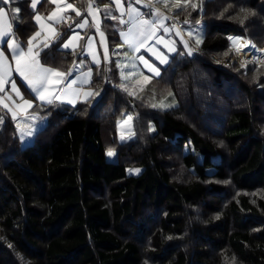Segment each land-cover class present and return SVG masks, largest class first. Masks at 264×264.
I'll return each instance as SVG.
<instances>
[{
	"label": "trees",
	"instance_id": "16d2710c",
	"mask_svg": "<svg viewBox=\"0 0 264 264\" xmlns=\"http://www.w3.org/2000/svg\"><path fill=\"white\" fill-rule=\"evenodd\" d=\"M17 2L14 36L25 46L37 28L29 0ZM191 2L195 10L172 13L203 23L197 50L178 49L139 92L119 86L113 57L84 65L96 100L29 94L33 107L17 120L0 105V264H264V63L210 58L234 56L233 35L264 46V0ZM103 20L116 46L113 20ZM66 33L40 61L76 73L84 66L78 50L60 48ZM169 95L176 104L157 107ZM128 109L134 137L118 141ZM21 129L35 131L21 140Z\"/></svg>",
	"mask_w": 264,
	"mask_h": 264
},
{
	"label": "crops",
	"instance_id": "0c3cea01",
	"mask_svg": "<svg viewBox=\"0 0 264 264\" xmlns=\"http://www.w3.org/2000/svg\"><path fill=\"white\" fill-rule=\"evenodd\" d=\"M17 1L19 0H10L8 4H4L2 0H0V7L4 8L5 11L8 12L10 20L12 19V16H13V10L17 7L20 9V6ZM30 3H31V0H29V7H30ZM122 3H123V11H125V13L127 12V8L129 4H131L132 7L139 9V11L144 14L143 16L144 19H147V20L159 19V17L152 15L153 9L145 6V4L148 3V0H141L140 4H136L134 0H122ZM58 4H59V8L62 9V11H58V14L54 18V20H48L47 17L50 13H52L54 10L57 9V4L49 3L48 0H41V2L37 4V7L35 10H33L30 7L33 10V22L37 28V31L41 32V35L37 37L36 40L33 41V45H34L33 51L40 52L43 48H45L44 47L45 43L49 45L50 43L54 42L61 35L63 30L67 29V33L60 44V48L62 50L64 51L78 50L79 57L81 58V60L79 61V64L82 66H84L86 63L91 64L93 66L106 65L111 61L113 57H115L118 68H119L120 81H121L119 83V86L123 89L128 90L129 92L133 94L139 92L143 87L142 86L139 90H137L136 81L138 79L140 80L147 76V77H150L149 78L150 80L152 77L157 76L149 70L148 66L145 63H143L139 59V57H143L144 60L148 62V64L152 65L153 67L158 68L159 71L161 72V68L169 62L172 55L175 54L178 49H183L181 46V40H182L181 34L182 33L175 27L171 26L170 23L168 22V19H165L163 23L165 27H168L169 29H171L169 32L165 33L163 28L158 27L156 30L155 36L148 39L147 42L142 47H140L139 51H134L132 47H130L127 43H125V41L121 38V35H120L122 31L127 32L128 27L130 25L128 23L121 24L119 22V19L111 18L115 16L118 18H122L125 21H128L129 17L127 14L121 17L120 10L116 8V5L112 3V0H111V5L108 7L107 12L105 11V6L103 7L99 6L96 0H94L93 7L99 8V11L94 13L95 19L93 18V15H89L87 12L88 0H84L83 7L79 5V2H77V0H58ZM65 4H71L73 8L80 11L82 15L77 16L75 11L72 10V8H65L64 7ZM155 7L158 8L160 12L163 13L165 16H166L165 12H172L171 10L163 7L159 3H157ZM109 12H110V15H109ZM37 13H39L41 17L43 18L42 23L46 25V27L43 30L41 29L40 25L34 20V16ZM16 16H17V19L12 20V23L14 25L19 20V13L16 14ZM105 16L106 18H110L113 20V26L118 31L120 43L113 47H110L109 45L107 33L103 26L105 23L103 20ZM60 17H63V19L61 20ZM85 19H87L88 21L87 25L84 28L77 27V24L83 23ZM196 25L203 27L202 22H199ZM48 26H50L52 29L55 30L56 35H54L53 32L49 31ZM97 27L99 30H97ZM177 31L180 32V35H177ZM101 32H103L104 34L103 36L100 35ZM182 32L185 34L184 30ZM192 32H196V31H192ZM74 36H76L77 38L72 40V44L70 45L69 48L65 49L63 47L64 43L68 42L69 39ZM160 37H163V41L158 44L156 43V40ZM14 38L16 39L15 36ZM185 40L189 41L191 40V38L185 39ZM17 42L20 43L18 40ZM166 42H171V46L174 47L176 51H170L169 47L165 46ZM20 45L25 49V51L27 50V45L23 46L21 43ZM198 45L196 47H198ZM0 49H2L5 52V55L8 57V62L12 68L11 76L7 78L9 82L4 85V92H0V96L5 97L4 102L7 103L9 107H12L14 110H16L13 104V101H15L17 104L22 103V101L16 95V93L12 91L11 81L14 80L16 82L17 88H19L20 93L24 97V99L30 100L32 101V104H34L35 94L32 93L29 88L26 87V83L15 72L16 64H15V61L12 59L11 50L7 48L6 43H0ZM106 49H107V57H108L107 60H105L104 58ZM149 49H152V50L149 51ZM154 52H158L166 56L167 63L162 64L160 60L157 59L156 55L153 54ZM181 52L185 53L184 51H181ZM94 55L96 57L95 60L93 59ZM46 67H49V66H46ZM89 70H91L90 83H82L84 77L81 74L86 73ZM121 73H123V76L121 75ZM92 76H93V69L91 67H85V66L78 72L73 73L71 76H68L65 83H67V81L76 79L77 77L80 78V81L72 85V89H81L80 95L75 96V95L70 94L67 97H63L61 100H54V101L73 106L79 101H84L83 92L91 91L93 93H98L90 85L92 81ZM64 86H65L64 84H61L58 87L63 88ZM139 86L140 85H138V87ZM29 94H31L34 99H32V97L29 96ZM8 96H11L12 99L8 100L7 99ZM98 97H99V93L98 95L89 97L88 100H96ZM73 99L75 100V103H70L69 101ZM36 101L41 102L39 100H36ZM1 106L3 107V105ZM4 109L9 115L12 116V114L6 108Z\"/></svg>",
	"mask_w": 264,
	"mask_h": 264
},
{
	"label": "snow or ice",
	"instance_id": "6c2138e0",
	"mask_svg": "<svg viewBox=\"0 0 264 264\" xmlns=\"http://www.w3.org/2000/svg\"><path fill=\"white\" fill-rule=\"evenodd\" d=\"M4 4H8L10 0H2ZM41 0H31L30 7L35 10L37 7V4H39ZM49 3L57 4V9L54 10L52 13H50L47 17L48 20H54V18L57 16L58 11H62V9L59 8L58 0H48ZM136 4H140L141 0H134ZM112 3L116 5V8L120 10L121 17H123L125 14L128 15L129 20L125 21L122 18L118 17H111L112 19H119V22L121 24L128 23L130 26L128 27L127 32H121V38L127 43L134 51H139L140 47H142L148 39L152 38L156 34L157 28H163L164 32L167 33L171 29L164 26L163 21L165 19H168L167 16H165L163 13L160 12L158 8L155 7L157 3L163 4L165 8H168L170 6L176 7L178 9L181 8H187L189 5L192 9H196L198 7L197 4L192 3L191 0H148V3L145 4L146 7H149L153 9L152 15L159 17L157 20H147L144 19V14L139 11V9L132 7L131 4H129L127 8V12L123 11V3L122 0H112ZM94 0H88V6H87V12L89 15H93V18L95 19L94 13L99 11V8L93 7ZM65 8H72L73 11H75L77 16H81L82 13L78 11L77 9L73 8L71 4H65ZM108 5L105 6V11H108ZM243 11V10H242ZM20 12V9L17 7L13 10V16L12 19H9L8 12L5 11L4 8L0 7V43H6L7 48L11 50L12 53V59L15 61L16 67L15 72L20 76V78L26 83V87L31 90L32 93L35 94L34 98L36 100H39L46 104H52L54 100H61L63 97H67L68 95L72 94L75 96H79L81 93V89H72V85L76 84L78 81H80V78L77 77L76 79H73L71 81H65L67 80L68 76H71L74 69H69L67 72L60 71L57 68L54 67H46L44 66L39 57L40 52L39 51H33V41L36 40L37 37L41 35L40 31H37L32 37H30L27 41V50L20 45V43L17 42V40L14 38V24L12 23V20L17 19L16 14ZM110 15V12H109ZM62 20L63 17H60ZM34 20L40 25L41 29L43 30L46 25L42 23L43 18L39 13H37L34 16ZM55 22V21H54ZM188 21L185 20V23ZM88 21L85 19L83 23L77 24V27L84 28L87 25ZM175 27V25H173ZM49 31L53 32L54 35H56L55 30L52 29L50 26H48ZM97 30L98 27H97ZM101 36H103V32L100 33ZM177 35H180V32L177 31ZM192 33H189V36H191ZM7 38V39H6ZM77 37H71L68 42L64 43L63 47L65 49L69 48L72 44V40L76 39ZM231 41H233V44L235 45L237 41L242 40L241 37H229ZM163 41V37H160L156 40V43H161ZM197 45L201 43V40L197 39L196 41ZM185 47H187V42H184ZM49 45L47 43L44 44V47H48ZM166 47H169L170 51H176L174 47L171 46V42L165 43ZM254 47V45H253ZM152 49H149L151 51ZM192 49H188V55H192ZM237 51L239 52L240 49L237 47ZM154 55H156L157 59L160 60V62L167 63V57L164 56L161 53L154 52ZM105 60L108 59L107 57V49L105 50ZM93 59L95 60V55L93 56ZM139 59L145 63L149 70L153 72L155 75H160V71L158 68L153 67L152 65L148 64L146 60H144L143 57H139ZM261 63H264V61H258ZM98 63V61H97ZM134 67V65H133ZM12 68L8 62V57L5 55V52L0 49V92H4V85L9 82L7 79L11 76ZM84 79L82 83H90L91 78V70H89L86 73L81 74ZM123 76V73H121ZM127 78V77H125ZM145 79H149L148 77H145ZM64 84L65 86L63 88H59L58 86ZM11 88L12 91L16 93V95L20 98L22 103H16L13 101V104L15 106L14 110L12 107H9L7 103L4 102L5 97L0 96V105H3L4 108H6L11 114L12 119L17 120L18 116H24L28 109L33 107L32 101L25 100L24 97L21 95L19 88H17L16 82L14 80L11 81ZM59 93V94H58ZM94 95H98V93H93L91 91L83 92L84 96V102L88 101V98ZM8 100H11L12 97L8 96ZM70 103H75V100H70ZM162 107L164 105H161ZM155 107V105H153ZM18 110V111H17ZM25 118H27L25 116ZM35 117H33L34 119ZM3 122V118L0 117V123ZM17 128L20 129V124H17ZM35 129H30L29 131L25 132L21 129V135L20 139L24 140L26 136H31L34 134ZM113 153L109 151L108 155L111 156ZM139 171V170H136Z\"/></svg>",
	"mask_w": 264,
	"mask_h": 264
},
{
	"label": "rangeland",
	"instance_id": "374dc122",
	"mask_svg": "<svg viewBox=\"0 0 264 264\" xmlns=\"http://www.w3.org/2000/svg\"><path fill=\"white\" fill-rule=\"evenodd\" d=\"M180 2H182V0H180ZM170 4H171V0H170ZM160 5L163 6V4H160ZM168 9L171 10V11H174L176 9V7L170 6V7H168ZM196 24L187 23L185 25L184 29H183L184 32H185V35L188 37V39L191 38V40H189V41L185 40V38L181 34L182 40H181V38H180V40H181V46L183 48L181 50L184 51L186 54L188 53V49L189 48H191L193 50L192 51V53H193L194 52V48L197 46L196 45L197 39L201 40V38H202L203 27H200V26H198ZM192 31H196V32H192ZM190 32L192 33L191 36H189ZM234 36L240 37V35H234ZM241 37H243V36H241ZM243 38L248 41L250 46L253 47V45H254L253 51H251L249 54H246L245 52H241V51L238 52L236 47L233 45V43L231 44V42H230L231 46L233 45L232 47L235 50L234 56H231V57H235V56L241 54L243 56V59H244L243 62H241V63L235 62L232 65L237 64V65L243 67L244 69L248 66L249 63H253L255 65H260L261 62H258V61H264V54H263L262 51L258 52L257 50L262 48V47L257 46L256 44H254L252 41H250L246 37H243ZM185 41L187 42V45H188L187 47H185V44H184ZM255 47H257L258 49H256ZM210 56L214 57L213 54H210ZM219 57H221V56H219ZM224 57H230V56H224ZM224 65H226V64H224ZM229 66H231V65H229ZM148 78H150V77H148ZM148 80L149 79L146 80L145 77L140 79V80L138 79L136 81L137 90H139L142 86H144L148 82ZM138 85H140V86L138 87ZM175 104H176L175 98L173 96L169 95L166 98H163L162 101L158 102L157 103V107L165 109V108H169V107H171V106H173ZM161 105H164V106L162 107ZM0 117L3 118V115L0 114ZM133 118H134L133 112L130 109H128V110H126L123 113V116L118 120V123H117V139H118V141H126V140L132 139L134 137ZM109 151H111L113 153L111 156L108 155ZM106 158L109 161H115V159H116L115 150L108 149L106 151ZM136 170H139V171H136ZM141 171H142V167H138V166H131V167L127 168V173L128 174H132V175H137Z\"/></svg>",
	"mask_w": 264,
	"mask_h": 264
},
{
	"label": "built area",
	"instance_id": "2783aa9c",
	"mask_svg": "<svg viewBox=\"0 0 264 264\" xmlns=\"http://www.w3.org/2000/svg\"><path fill=\"white\" fill-rule=\"evenodd\" d=\"M166 16L168 17V22L170 23L171 26L175 25V28L178 29L179 31H181V33L183 34V37L185 39H188V37L182 32L185 25L188 23H185V21H182L180 19H178L174 14L169 13V12H165ZM198 47H195L194 49L196 50ZM184 56V54H182ZM214 57H211V60L217 63H222V64H226V65H232L233 63L237 62V63H241L244 61L243 56L237 55L235 57H219L215 54H213Z\"/></svg>",
	"mask_w": 264,
	"mask_h": 264
},
{
	"label": "bare ground",
	"instance_id": "6f19581e",
	"mask_svg": "<svg viewBox=\"0 0 264 264\" xmlns=\"http://www.w3.org/2000/svg\"><path fill=\"white\" fill-rule=\"evenodd\" d=\"M231 37H237V36H234L233 35ZM241 38H242V40L237 41L236 44L235 45L233 44V45L236 47V49H237V47H239V49H240L241 52H245L246 54H249L251 51H253V47L249 45V43H248L247 40H245L243 37H241ZM230 42H231V44L233 43V41H231V40H230ZM255 48L258 49L257 47H255ZM257 51L258 52L259 51L260 52L262 51L263 54H264V47L258 49Z\"/></svg>",
	"mask_w": 264,
	"mask_h": 264
}]
</instances>
